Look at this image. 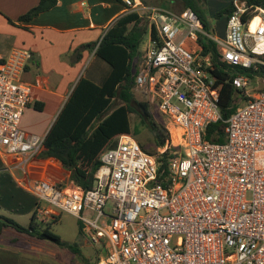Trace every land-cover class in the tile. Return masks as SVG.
Instances as JSON below:
<instances>
[{"label": "built area", "instance_id": "1", "mask_svg": "<svg viewBox=\"0 0 264 264\" xmlns=\"http://www.w3.org/2000/svg\"><path fill=\"white\" fill-rule=\"evenodd\" d=\"M123 1L151 10L135 91L156 100L166 118L170 140L159 151L171 149L167 172L157 155L122 134L101 154L91 189L32 175L27 165L45 138L20 126L34 100L32 85L22 79L33 52L23 48L0 53V157L10 169H22L18 182L37 198L38 215L73 214L95 247H107L95 264H264V9L246 21L245 6H237L218 37L190 7ZM200 36L216 43L237 90L225 142L205 138L209 125L222 119L224 81L212 74Z\"/></svg>", "mask_w": 264, "mask_h": 264}, {"label": "trees", "instance_id": "2", "mask_svg": "<svg viewBox=\"0 0 264 264\" xmlns=\"http://www.w3.org/2000/svg\"><path fill=\"white\" fill-rule=\"evenodd\" d=\"M58 1L40 0L36 6L22 14L19 20H31L41 12L54 7ZM118 1L125 4L123 0ZM141 1L149 7L163 8L161 4L163 0ZM168 1L170 4L165 8H192L203 22L205 29L210 32L208 22L202 14V7L208 0ZM238 1L243 2L246 8L242 15L246 21L255 16L257 7L264 9V0ZM235 10L237 5L232 0L226 8L216 12L215 16L221 18ZM150 14L151 10L140 12L128 6L127 12L109 28L100 42L83 45V49L96 48V53L112 65V72L101 86L83 77L44 139L39 155L59 160L69 171L70 181L85 189L94 187L95 173L102 164L101 154L106 148L115 145L117 138L122 134L133 135L146 152L157 155L162 161L161 172L166 173L169 169L168 159L172 155L171 149L168 147L163 153L159 151L170 140L165 125L166 120L157 119L150 109V102L140 100L136 96L135 75L132 74L133 62L140 55V46L149 28ZM200 44L203 46L204 54H210L213 60L212 74L224 81L219 102L222 119L209 125L205 138L213 142H225V121L236 110L237 90L232 85L230 74L224 70L225 65L220 61L216 43L200 36ZM135 129H146L153 137L154 148H148L138 138ZM56 221L58 218L49 220L38 215L37 208L28 226H23L14 219L0 214V234L5 228H14L29 236L67 246L73 252L81 254L77 243L68 244L54 232L52 223ZM106 254H97L96 260Z\"/></svg>", "mask_w": 264, "mask_h": 264}, {"label": "crops", "instance_id": "3", "mask_svg": "<svg viewBox=\"0 0 264 264\" xmlns=\"http://www.w3.org/2000/svg\"><path fill=\"white\" fill-rule=\"evenodd\" d=\"M39 1L0 0V53L8 54L14 48L33 52L22 79L32 85L34 100L25 108L20 125L26 133L45 138L83 77L100 86L107 81L112 65L96 53V48L83 49V45L100 42L109 28L127 12V7L118 0H59L54 7L31 20H19ZM224 19L222 33L214 29V35L218 37L226 34V16ZM149 31L150 23L145 35ZM0 167L5 168L1 159ZM27 167L35 176L55 173L70 178L69 171L59 160L39 154ZM10 170L13 174L19 170L22 175L20 168ZM8 172H0L1 205L3 202L8 204L6 195L11 194L10 187L13 186ZM31 196L37 206V198ZM87 242L92 244L86 237Z\"/></svg>", "mask_w": 264, "mask_h": 264}, {"label": "rangeland", "instance_id": "4", "mask_svg": "<svg viewBox=\"0 0 264 264\" xmlns=\"http://www.w3.org/2000/svg\"><path fill=\"white\" fill-rule=\"evenodd\" d=\"M231 1L232 0H208L202 7V14L208 22L211 34L214 35L217 31L222 33L225 23L224 16L216 18L215 13L226 8ZM161 4H163L162 6L165 8L169 6L170 2L168 0H163ZM214 29L216 32H214ZM146 39L147 35H145L143 39L142 46H144ZM253 86L254 85H250L249 87L253 88ZM136 96L140 100L150 102V109L157 119L166 120L165 116L158 109L156 100L152 97H145L143 94L137 92ZM135 131L138 134V138L148 148H154L153 137L146 129H135ZM0 159L5 167L4 169L0 167V172L8 170L11 182L13 183V186L10 187L11 194L6 195V198L9 199L8 204L4 202L2 203L4 206L0 204V214L14 219L23 226H28L31 221V216L37 208L35 201L33 204V201L30 199L32 198V193L23 188L18 182L17 178L20 177L21 172L17 170L14 171L13 174L4 163V159L1 157ZM21 159V156L9 157V162L14 164ZM15 175H17L16 178ZM50 178L56 179L59 183L65 185L68 184L70 180L67 177L56 175L55 173H51ZM12 195H14L15 198L12 197ZM93 216L94 214L92 217ZM52 229L68 244L77 243L81 254L73 252L67 246L29 236L14 228H5L0 234V264H86L87 262L95 264L97 261V254H106L107 252V247L102 246L98 248L89 242H87L89 245L85 243L87 236L84 225L78 217L73 214L61 211L58 221L52 223Z\"/></svg>", "mask_w": 264, "mask_h": 264}, {"label": "water", "instance_id": "5", "mask_svg": "<svg viewBox=\"0 0 264 264\" xmlns=\"http://www.w3.org/2000/svg\"><path fill=\"white\" fill-rule=\"evenodd\" d=\"M242 5H243L242 2L237 4L238 7H241ZM136 62H137V58L135 59V61L133 62V65H132V74L136 73Z\"/></svg>", "mask_w": 264, "mask_h": 264}]
</instances>
